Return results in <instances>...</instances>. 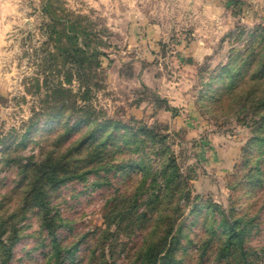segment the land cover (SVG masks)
<instances>
[{
	"label": "rangeland",
	"instance_id": "1",
	"mask_svg": "<svg viewBox=\"0 0 264 264\" xmlns=\"http://www.w3.org/2000/svg\"><path fill=\"white\" fill-rule=\"evenodd\" d=\"M258 5L0 0V221L16 214L8 220L17 228L4 236L0 264L11 234L10 264H56V243L61 264H137L150 228L118 231L106 217L115 203L133 205L124 198L146 172L145 187L163 172L157 153L165 145L188 194L175 218V264H264V13ZM60 108L63 117H55ZM140 126L155 135L146 142L143 166L132 162L143 148L136 139L147 140ZM108 133L98 165L77 152ZM71 145L66 158L92 160L83 164L94 169L51 192L55 229L43 224L39 206L19 219L33 171L26 165ZM239 218L238 229L251 228L241 234L246 253L234 246L229 255L226 225Z\"/></svg>",
	"mask_w": 264,
	"mask_h": 264
},
{
	"label": "trees",
	"instance_id": "2",
	"mask_svg": "<svg viewBox=\"0 0 264 264\" xmlns=\"http://www.w3.org/2000/svg\"><path fill=\"white\" fill-rule=\"evenodd\" d=\"M82 50V49H81ZM66 105V104H64ZM63 109L60 108L55 112V117H63ZM36 122L31 120L29 128L35 125ZM101 126L107 127L108 124L102 123ZM137 130H142L147 132L146 141L136 139V147L143 144V148L140 151V156L136 159H132L137 165L143 166L145 163V155L149 154L146 152V142L149 140L155 141V135L153 130L140 126ZM111 134L108 133L99 142L90 143L88 148L78 149L77 152L85 151L90 155L91 159L96 158V163L100 162L102 156L107 154V150L104 148L110 146L108 140L111 138ZM73 145V144H72ZM69 146L65 154L57 153L49 150L45 156L40 160L33 162L32 164L26 165V171L32 169V174H30L29 182L27 184V189L25 191V196L23 199L22 207L20 208V218H25L27 212L34 206H39L44 210V222L43 224L54 230V216H50V195L53 189L57 188L65 180L81 176L87 171L94 169V167L84 166V162L95 163L92 160L80 162L76 160L71 162L66 155L69 152H73L74 146ZM165 150H161L159 154L163 158V172L160 174L159 171L156 172L150 183L146 185V180L148 178L147 174L142 177V184L138 190L132 194L130 197H125L124 200H129L133 202V205L128 207H121L120 204L115 203L113 208H111L109 214L107 215V220L110 223H115L118 231L132 229L134 227H140L142 230L149 229L148 234L142 236L143 242L142 247L137 251L134 262L137 264H175L177 261V246H176V234L174 232L178 231L179 226H176V216L180 214L181 207L179 202L182 198H185L188 194H185V182L182 180V174L180 167L176 161L173 151L167 145L164 146ZM76 152V151H75ZM95 164V165H98ZM107 168L117 167V164H105ZM88 167V168H87ZM90 167V168H89ZM146 170V169H145ZM145 187V188H143ZM151 189V190H150ZM150 190V191H149ZM148 192V195L142 197L141 195ZM141 200L139 202V198ZM130 198V199H129ZM149 201V208L147 210H134V207L140 206V204ZM136 206V207H137ZM166 207V209H165ZM134 210V211H133ZM154 211L153 213H151ZM16 214H12L8 219L13 218ZM3 218L0 221V245L6 246L4 241V236L7 234L8 229L11 227L13 234L17 232L16 223L9 224V220ZM242 219H235L233 224H227L229 227V239L226 242L225 252L229 255L233 254L234 246H239L241 250L246 253L245 248H242L243 241H241L242 232L248 233L249 229L245 231L238 229L237 224H241ZM248 222L245 223L247 227ZM233 227V228H232ZM253 227V226H252ZM110 235L115 236V233L107 230ZM131 231L129 234H131ZM12 235V234H11ZM9 235V245L7 246L8 256L4 261V264H10L8 262L9 251L11 245L14 244L16 237ZM210 241L206 242V247L210 245ZM55 252L57 255L56 264H61L62 262V248L56 243ZM64 250V249H63ZM230 257V256H229ZM105 259V254H102V260Z\"/></svg>",
	"mask_w": 264,
	"mask_h": 264
},
{
	"label": "crops",
	"instance_id": "3",
	"mask_svg": "<svg viewBox=\"0 0 264 264\" xmlns=\"http://www.w3.org/2000/svg\"><path fill=\"white\" fill-rule=\"evenodd\" d=\"M246 2H253L255 4H259L258 6H261L262 12L264 13V0H245ZM192 4L194 3H200V2H204V0H191ZM216 2H221V0H216Z\"/></svg>",
	"mask_w": 264,
	"mask_h": 264
}]
</instances>
